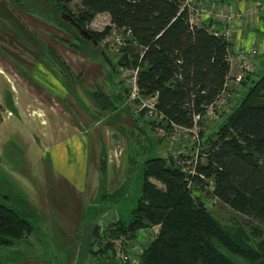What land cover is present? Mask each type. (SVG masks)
<instances>
[{"label": "trees", "instance_id": "16d2710c", "mask_svg": "<svg viewBox=\"0 0 264 264\" xmlns=\"http://www.w3.org/2000/svg\"><path fill=\"white\" fill-rule=\"evenodd\" d=\"M80 3L81 14L75 21L85 31L91 19L103 13L108 14L110 25L101 33L87 31L98 44L94 46L82 39L89 51L77 48L81 55L94 58L98 48L105 53L101 43L112 27L129 30L139 45L141 55L133 59L128 57V52L136 49L132 46L122 49L116 64L109 57L112 61L109 70L117 74L119 66L138 68L136 84L140 95L156 98V116L149 118L145 112H138L140 132H146L148 123H155V129L160 126L170 131L173 126L191 129L195 116H199L198 126L206 121V108L215 103L228 78L227 41L209 31L206 24L191 27L185 13H178V0H80ZM100 57L104 60L101 53ZM245 81L239 85L242 87ZM245 87L238 101L232 96L221 109L228 107V112H223L225 118L214 135L203 142L208 144V150L197 159L194 175H189L182 166L173 165L166 156L146 159L140 195L131 217L127 221L119 218L103 233L96 225L92 246L101 247L104 242L102 248L112 251V240L120 235L133 239L138 231L159 226V233L141 253L138 264H234L227 253L249 264L264 260V166L257 158V154H264V72L250 84L245 83ZM88 98L102 115L117 110L112 99L99 90L90 92ZM146 134L142 133L145 139ZM199 135L203 139L201 131ZM202 157L205 163L200 162ZM105 162L102 151V175L106 172ZM149 177L160 179L164 190L154 189ZM192 183L206 189L212 184V197L232 207L236 201L241 203L262 221V226L249 231L234 225L227 228L208 211L204 201L189 193ZM2 200L0 248H12L33 233V222L27 217L31 219L35 210L28 201L11 207L6 196ZM253 238L258 241L252 243Z\"/></svg>", "mask_w": 264, "mask_h": 264}, {"label": "rangeland", "instance_id": "374dc122", "mask_svg": "<svg viewBox=\"0 0 264 264\" xmlns=\"http://www.w3.org/2000/svg\"><path fill=\"white\" fill-rule=\"evenodd\" d=\"M63 14H68L77 20L81 14L80 0H71L67 4L59 0H0V71H2L0 76V201L2 202V198L6 196L8 198L6 202L11 207L20 202L30 201L28 188L32 186L35 189L34 195L41 196L37 199L39 206H34L35 214L31 219L27 217L33 222V233L21 243H17L15 247L0 248V264H28L27 261L31 259L43 264H138L139 256L150 243V238L146 237L147 234L143 231H138L133 239L120 235L112 240V251L103 249L104 242H102L101 247L100 245L84 247L85 249L81 250L84 252L83 255L78 257L81 219L78 225L76 213H70L69 216H65L67 218L64 222L67 228L61 227L60 224L56 227L54 226L55 217H60L62 214L48 213L45 203L42 202V194L50 197L56 192L58 182H55L53 175L60 174L62 169L57 161L83 160V157L80 159L78 152L72 149L71 144H67V148L71 150H68V154L63 158L56 156L57 151L53 149L54 144L65 141V138L70 135L66 132L69 130L66 126L70 125L68 120L74 119L75 125L80 127L87 125L86 129L91 132L86 135L88 144L86 142V150L83 149L85 161L87 163V161L96 160L97 146L100 147L96 132L101 125L97 126L93 123L96 120L95 117L100 118L102 114L90 103L88 98L90 92L99 90L105 93L112 99L117 109L128 105L130 114L134 118H138L139 114L137 103L130 99L127 103L132 86L129 72L120 71L112 74L109 70L111 65L104 64L100 57L102 48H98L94 58L81 55L77 48H84L85 51H89V48L82 44L83 40L75 29L62 19ZM108 19L105 14L96 15L85 27L86 31L104 32L105 28L110 26ZM121 32L122 30H119L118 34ZM106 48L105 54L108 59L111 58L114 64L118 63L122 50L115 52L113 48ZM139 49V47L131 49L128 57L133 59L134 56L141 55ZM110 62L112 64L111 60ZM232 93L233 98L239 100V96L234 97V90ZM89 106L97 116L91 114ZM217 115L219 113L214 117L206 118L201 125H197L199 133L201 131L203 136L205 134L208 137L213 136L217 123L220 121L215 119ZM77 119L82 125H79ZM42 122H48L59 129L53 127L48 131L42 129L41 125H45ZM111 123L113 127L118 126L116 123ZM148 125L151 126L147 127L151 141L155 143L156 139L160 146L157 143L150 144L151 146L148 147L150 151L146 150L144 153L145 149L143 150L140 144L129 142V139L126 155L128 161L130 160V163L128 162L129 176L132 178L128 181L129 183H126L128 194H123L122 198L115 196L110 200L113 204H118V216L124 221L131 217V210L135 208L134 201L136 202L140 195L142 166L146 159L166 156L170 158L168 160L173 165L177 164L186 171H193L195 162L192 160L196 157L200 159V154L208 150V144L203 143L201 146L200 135L199 143H193L191 134L186 133L181 134L176 141H172L169 139V131L160 126L155 129V123H148ZM92 127L95 128L92 129ZM118 129L121 130L123 127L118 126ZM160 129L165 131V136H161ZM43 130H46L45 134ZM61 133L64 137L60 136ZM47 134L48 137H45ZM116 137H118L117 140L120 138V141L115 142V148L124 154L122 136L119 133ZM140 139L145 138L140 136ZM208 140L209 138L206 142ZM89 146L92 148L90 153ZM257 158L264 166V154H257ZM200 162L205 163V158L202 157ZM90 167L91 165H87L86 175L89 174ZM149 182L154 189H163L164 184L160 179L149 177ZM188 190L194 198L198 197L204 201L208 211L216 218L218 217L227 228L234 225L249 231L252 227L262 226V221L237 201L233 207L224 205L222 202L212 203L211 190L201 188L199 184L192 183ZM131 194L135 195L130 197ZM51 203L53 202L50 201L49 204ZM57 209L58 207L54 208L56 211ZM79 214L82 218V213ZM91 217L92 215L88 213L87 218L91 219ZM87 218L85 215V222ZM45 221H50V230L44 231ZM96 224L100 227V233L110 226L99 221ZM68 225L73 227L68 230ZM95 227L92 228V232ZM62 231H65V234ZM128 240L130 241L129 251L122 245ZM257 241L252 239V243ZM97 248H101V251ZM119 250L124 251L127 256L126 263L119 261L117 257ZM227 255L230 260L240 258L230 253Z\"/></svg>", "mask_w": 264, "mask_h": 264}, {"label": "crops", "instance_id": "0c3cea01", "mask_svg": "<svg viewBox=\"0 0 264 264\" xmlns=\"http://www.w3.org/2000/svg\"><path fill=\"white\" fill-rule=\"evenodd\" d=\"M204 2L206 5L221 4V6L224 9L226 10L233 9L236 13L242 15V18H240L239 20H234L233 23L232 38L229 42L230 70L227 78L228 81L230 82L231 90L235 91L234 97L239 96L241 98L243 93H245L244 91L245 83L250 84L253 80L257 79L258 76H260L264 72V9L260 13L252 12L253 8L256 7V5L263 4L264 0H219V1L204 0ZM105 15L108 16V14ZM205 24L208 25V27H210L211 24L212 25L214 24V26L215 27L217 26L218 29L222 28L221 22H219L218 19L216 21H210V22L207 21ZM248 49H255L260 54H258L256 59L252 60L250 64V69L248 70V73L244 75L243 78L244 81L246 78V81L244 82L243 87H241L239 83L235 82V78L241 73L239 69V65L235 58L236 57L235 52L239 50H248ZM102 61L104 64H106L104 60ZM0 76H2V71H0ZM107 84L109 85V82H107ZM236 99L237 98H235V100ZM126 100L124 102V105L126 103ZM237 101L235 103H237ZM125 107H127V109L119 107L116 111H113L110 114L105 113L100 118L95 117L96 120L94 121V123L92 122L94 125L97 126L101 125L99 127V131L96 132V135L98 134L97 137L99 139L100 147L97 146L95 161H87L86 163L85 161L86 157L85 154L83 153V149L86 150L85 149L86 142L88 144V139L86 135L90 134L91 131L88 132V130L86 129L87 125L82 126L84 128L75 125L74 119L68 120V123H70V125L66 126L67 128H69V130H67L66 132L67 133L69 132L71 136L69 135L67 138H65V141H60L57 144H54L53 146V149L57 151L56 156H59L60 158H63L65 155H67L68 150H71L70 148L69 149L67 148V144H71L72 149L78 152V156H80V159L81 157H83V160L81 161H57V163L61 165L62 169L60 174L53 175L55 182H58V185L56 186L57 187L56 192L53 193V196L51 194L50 197L46 194H42V202H44L46 205L45 206V208H47L46 211L48 213L55 212L56 214L58 213L62 214V216L60 217L59 216L55 217L57 223L54 222V226L57 227L60 224L61 227L67 228V224L64 221L67 218L65 216L67 215L69 216L70 213H76V219L78 225L81 219L82 226H81V236L78 243L80 246L78 257H81V255H83L84 252H82L81 250L85 249L84 247H90L92 245L93 242L92 228L95 227V225H97L96 223L98 221L104 225H111L117 223L119 220V216H118L119 211L117 208L118 204L117 203L113 204V202L110 200L113 199L115 196L117 197L120 196V198H122L123 194L126 195L128 194L127 193L128 186L126 183H129L128 181L130 180V178H132L129 176L130 170L128 165L130 163V160L128 161L126 155V151H128V148L126 146L129 139H130L129 142L140 144L143 147V150L145 149L144 153L148 149V147L151 146L150 144L156 145L157 143L160 146L159 141H157L155 138H153L155 139V143L151 141L150 133L147 128L145 129L147 134L146 132H140L139 127H141L142 123L140 122L139 118H134L131 116L132 114H130L131 111L128 105H126ZM225 108L226 109H224V111H226L227 113L228 107ZM89 110L91 114L96 115L94 111L90 108V106H89ZM224 111L220 110L219 115L215 117V119L220 120L219 123H217V126L220 123H222L225 118V113H223ZM221 112L223 113L222 116H221ZM74 113L78 114L76 112ZM9 120L11 121V118ZM110 121L113 122V124L116 123L118 126H122L123 129L119 130L118 126L113 127ZM77 122H79V125H82L80 120H78ZM42 124H45V125H41L42 129H46L47 131L50 130L51 127L57 130L59 129V127L50 125V123L48 122L46 123L42 122ZM95 127H92V129H94ZM46 130H43L44 134L46 133L45 132ZM119 133L122 136L123 139L122 141L124 142V147H125L124 154H121L115 148L116 147L115 142L120 141V138L117 140L118 137H116L117 135H119ZM142 133H145L148 137L146 136L147 137L146 139L143 140L140 139L141 140L140 141L139 137L140 136L143 137ZM60 136H63V133H61ZM45 137H48V134L45 135ZM124 137H126V139H124ZM207 138L208 135L205 134L203 136L201 146L203 145V142ZM91 149L92 148H90L89 146V153L91 152ZM102 151L104 153L106 160L105 162L106 172L104 175H102L100 172V157ZM140 164H143V162H140ZM87 165L88 166L91 165L90 167L91 170L88 175H86ZM143 166H142V171H143ZM81 173H83V175ZM48 180L49 179H47V181ZM34 190L35 189L33 188V186L28 188V194H29L28 196H30L29 197L30 201L28 202L32 204L33 208L35 205L39 206L37 199L38 197H41V196L36 197L34 195ZM134 195L135 194H131L130 197H133ZM81 199H82V203H81ZM50 201H52L53 203L49 204ZM130 203L133 204V202L131 201ZM135 203L136 202L134 201V206ZM55 207H58L57 211L54 210ZM79 213H82L83 215L82 218H81V214ZM88 213L92 215L91 219L87 218ZM85 215L87 218L86 222L84 221ZM217 219L219 218L217 217ZM49 223L50 221L44 222L46 226L44 231L47 229L48 230L51 229ZM68 226H69L68 230L73 227L72 225H68ZM74 232L77 233V231ZM62 233L65 234V231H62ZM46 236L47 238H49V234L47 232H46ZM231 261L234 264H249L241 258L232 259ZM27 262L28 264H43L37 262L34 259H31ZM256 264H264V260H261Z\"/></svg>", "mask_w": 264, "mask_h": 264}, {"label": "built area", "instance_id": "2783aa9c", "mask_svg": "<svg viewBox=\"0 0 264 264\" xmlns=\"http://www.w3.org/2000/svg\"><path fill=\"white\" fill-rule=\"evenodd\" d=\"M179 5V12H185L186 13V20L188 24L193 26H199L204 24L207 19L209 18H217L219 20H222L224 22L223 29L216 31V33L220 36H222L224 39H229L231 36V29L232 20H239L242 18V15L236 13L233 9H224L221 7L220 9H215L213 5L211 7H208L207 5L202 4L200 0H178ZM264 9V3L256 5V7L253 8L252 12L254 13H260ZM131 39V32L129 30H122L121 34H118V30L115 28L112 29L110 35L105 37L103 40V44H107L110 47L114 49L115 52H118V50L122 47L127 46V42H130ZM134 45H136L135 42H133ZM256 55L255 51H240L237 54V61L239 63V69L241 71V74L237 77L236 81L239 83L243 80V76L245 72L250 67V59L253 58ZM137 71L133 72V86L131 90V99L135 98L137 96V89L135 85V76ZM228 87V85H225V88ZM231 97V94L229 91L224 90L222 95L217 99V101L208 108L207 114H213L214 110L220 109L222 106L226 105L228 99ZM155 102L156 98L150 99L149 101H142L138 112H145L146 117H154L155 116ZM196 119H199V117H196ZM186 132H193V140H198V133L191 130H186L182 128L173 127V131L169 135V139L172 141H176L181 134ZM161 136H165L166 133L163 129H160ZM192 173V172H191ZM211 190H213V187H211ZM159 227L154 226L151 230L153 238L156 237L158 234ZM128 247V244L123 246L124 249ZM117 257L122 263H126L127 256L124 254V251L119 250L117 253ZM136 264V263H131Z\"/></svg>", "mask_w": 264, "mask_h": 264}, {"label": "bare ground", "instance_id": "6f19581e", "mask_svg": "<svg viewBox=\"0 0 264 264\" xmlns=\"http://www.w3.org/2000/svg\"><path fill=\"white\" fill-rule=\"evenodd\" d=\"M201 2H202V4H204V5H206L205 4V2H204V0H200ZM219 1V0H218ZM213 5V7L215 8V9H220L222 6H221V4H212ZM212 5H207L208 7H211ZM217 5V6H216ZM183 12V11H182ZM178 13H181V12H178ZM183 13H185V12H183ZM185 17H186V13H185ZM217 20V18H209V19H207V21H216ZM235 20V19H234ZM234 20H232V22H231V25H232V29H231V36H230V38L229 39H224L222 36H220V35H218L217 33H216V31H219V30H221V29H223V27H224V22L222 21V20H219L218 19V21L219 22H221V26H222V28L221 29H218V27L216 26H214V24L212 25H210V27H208L209 28V31H211L214 35H216V36H219V37H221L222 39H224L225 41H227L228 43L230 42V40H231V38H232V32H233V23H234ZM187 21V20H186ZM206 21V22H207ZM205 22V23H206ZM188 23V22H187ZM204 23V24H205ZM203 25V24H202ZM199 26H201V25H199ZM199 26H193V27H199ZM114 27H112L111 28V30H110V32L105 36V37H107L108 35H110V33H111V31H112V29H113ZM117 30V29H116ZM119 31V30H118ZM90 34V33H89ZM105 37L103 38V40L105 39ZM131 41L130 42H128V44L127 45H130V46H133V47H139V45H138V43L136 42V41H134L133 40V38H132V34H131ZM103 40H102V43H101V45L103 46V47H109V48H112V47H110L109 45H107V44H103ZM133 42H135L136 43V45H134L133 44ZM229 45H230V43H229ZM126 47V46H125ZM125 47H122V48H120L118 51H120V50H122L123 48H125ZM107 49V48H106ZM229 51H230V47H229ZM240 51H243V50H239V51H236L235 53H236V61H237V54L240 52ZM245 51H255L256 52V55L253 57V58H251L250 59V64H251V62H252V60L253 59H256L257 58V56H258V54H260L257 50H255V49H248V50H245ZM230 54V53H229ZM229 63H230V55H229ZM237 63H238V61H237ZM238 65H239V63H238ZM128 69V70H127ZM249 69H250V67H249ZM248 69V70H249ZM248 70L245 72V74L248 72ZM120 71H123V72H129V74H130V76H131V79L133 78V72L134 71H137L138 72V68H136V69H134V68H126V67H123V66H119L118 67V72H120ZM241 72V71H240ZM241 74V73H240ZM239 74V75H240ZM244 74V75H245ZM238 75V76H239ZM237 76V77H238ZM136 77H137V73H136V76H135V85H136V89H137V96L135 97V98H133V99H131V90H132V86H133V81H132V86H131V88H130V93H129V97H128V101H129V99L131 100V101H133L134 103H137V105L138 106H140V104H141V102L142 101H149L150 99H153L154 98V96L153 97H146V98H144V97H142L141 95H140V93H139V90H138V87H137V84H136ZM237 77L235 78V82L236 83H238L237 81H236V79H237ZM243 78H244V76H243ZM243 81V80H242ZM241 81V82H242ZM241 82H239V84L241 83ZM225 85H228V87H226L225 88V86H224V89H223V91L221 92V94L219 95V97L222 95V93L224 92V90H227V91H229V93L231 94V97L228 99V101L229 100H231L232 99V95H233V93H232V90H231V85H230V82L228 81V79L226 80V83H225ZM218 97V98H219ZM217 98V99H218ZM217 101V100H216ZM215 101V102H216ZM227 101V102H228ZM227 104V103H226ZM213 105V104H212ZM211 105V106H212ZM225 106V105H224ZM224 106H222L220 109H216V110H214V112H213V114H207V111H208V108L210 107H207L206 108V113H205V117L206 118H211V117H214L217 113H218V111H220ZM155 116H156V113H155ZM196 117H199V116H195L194 117V125H193V127L191 128V129H186V128H182V129H186V130H191V131H195L196 133H198V140H193V132H186V134H191V139H192V141H193V143H199L200 142V140H199V131H198V129H197V121H199V119H196ZM173 127H175V126H173ZM173 127H172V129L169 131L170 133L173 131ZM177 128H180V127H177ZM168 131V130H167ZM172 157H173V155H171ZM192 161H194L195 162V164H196V161H197V157L194 159V160H192ZM185 172H187L189 175H194V170L193 171H191V170H189V171H186L185 170V168L183 169ZM192 172V173H191ZM190 186V185H189ZM211 187H213V185L212 184H209V186L207 187V189L208 190H211ZM211 193L213 192V190H211L210 191ZM211 202L212 203H215V204H217L218 203V199L215 197V196H213L212 197V199H211ZM159 227V226H158ZM152 228L153 227H150L149 229L147 228V229H144V230H140V231H143L145 234H147L146 235V237L148 236L149 238H150V242H151V240L152 239H154L153 238V235H152V232H151V230H152ZM159 229H160V227H159ZM158 233H159V230H158ZM157 236V235H156ZM128 244V247H129V245H130V241L128 240V241H124V243L122 244L123 246H125V245H127ZM127 247V250L129 251V248ZM120 261V260H119ZM137 264V263H136Z\"/></svg>", "mask_w": 264, "mask_h": 264}, {"label": "water", "instance_id": "95a60500", "mask_svg": "<svg viewBox=\"0 0 264 264\" xmlns=\"http://www.w3.org/2000/svg\"><path fill=\"white\" fill-rule=\"evenodd\" d=\"M62 19L65 22H68L70 26H72L77 33L79 34V36L87 41H91L92 44L94 46H97V41L93 38V36L91 34H89L87 31H85L76 21L74 18H72L70 15L68 14H63L62 15ZM101 56L103 57L104 61L106 64L111 65L110 60L108 59V57L106 56V54L104 52H101Z\"/></svg>", "mask_w": 264, "mask_h": 264}]
</instances>
